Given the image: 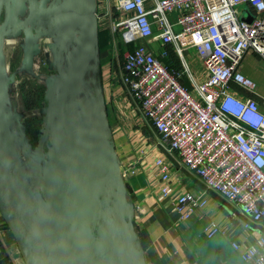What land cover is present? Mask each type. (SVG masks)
Segmentation results:
<instances>
[{
	"label": "built area",
	"instance_id": "1",
	"mask_svg": "<svg viewBox=\"0 0 264 264\" xmlns=\"http://www.w3.org/2000/svg\"><path fill=\"white\" fill-rule=\"evenodd\" d=\"M98 3L104 15L108 9L117 12L112 29L125 45L132 44L124 53L122 79L162 144L208 190L237 205L249 221H262L264 93L243 66L250 52L264 60V0H97V8ZM247 10L250 20L242 18ZM180 33L193 38L206 71L201 81L185 63L178 70L163 60L174 45L186 62ZM156 41L159 51L153 46ZM184 74L191 78V88L181 81ZM156 167L164 199L175 189L172 165L158 158ZM207 202L190 189L175 199L181 219ZM205 231L213 237L221 227L211 221ZM233 246L240 250L237 242ZM240 252L247 264H264V235ZM10 256L13 264H27L19 247Z\"/></svg>",
	"mask_w": 264,
	"mask_h": 264
},
{
	"label": "crops",
	"instance_id": "2",
	"mask_svg": "<svg viewBox=\"0 0 264 264\" xmlns=\"http://www.w3.org/2000/svg\"><path fill=\"white\" fill-rule=\"evenodd\" d=\"M97 12L99 58L84 73L81 92L85 100L80 119L64 110L66 127L63 135L74 146L83 128L89 138L98 137L101 130L107 131L136 210L135 237L131 247L138 253L139 260H144L145 264L247 263L240 250L255 244L257 238L264 235V219L258 223L249 221L237 205L208 190L200 177L182 164L178 154L162 144L160 134L143 116L139 102L129 93L122 79L127 48L122 50L119 42L114 43L118 34L113 31L112 23L118 16L110 9L104 15L106 11L101 3H98ZM184 35L180 33L179 41L186 47V62L182 61L174 45L170 46L168 61L167 58L163 60L170 68L178 70H182L185 63L195 79L201 81L206 77L205 67L193 48V38ZM153 46L159 51L160 42H154ZM257 65L262 67L261 75L254 69ZM243 70L259 83L260 91L264 93V60L250 52L245 57ZM181 81L192 87L187 74ZM261 107L264 111V106ZM83 122H86L84 127L81 126ZM158 158L172 165L171 180L175 189L164 199H160L159 194ZM184 189L202 193L208 202L189 218L181 219L175 199ZM211 221L221 227L220 236L214 239L205 231ZM246 223L250 224L249 227H245ZM234 242L240 244V250L233 246ZM16 247V238L0 207V262L13 264L10 254Z\"/></svg>",
	"mask_w": 264,
	"mask_h": 264
},
{
	"label": "water",
	"instance_id": "3",
	"mask_svg": "<svg viewBox=\"0 0 264 264\" xmlns=\"http://www.w3.org/2000/svg\"><path fill=\"white\" fill-rule=\"evenodd\" d=\"M248 10L242 18L250 20ZM36 11L54 39L75 31L82 39L79 60L72 66L61 92L57 97L45 96L49 110L44 139L48 145L45 148L43 143L38 163L42 192L46 195L52 185L67 199L74 234L82 237L90 258L104 264H145L131 247L136 210L107 131L89 138L83 128L74 146L63 135L64 110L80 119L85 100L80 96L84 73L99 58L97 0H50L37 5ZM61 21L68 24L65 30L60 29ZM6 62L0 48V207L27 264H73L60 238L41 216L40 198L16 155L6 120V98L13 78ZM85 125L83 122L81 126ZM77 225L80 228L74 227ZM220 234L219 231L212 238Z\"/></svg>",
	"mask_w": 264,
	"mask_h": 264
},
{
	"label": "rangeland",
	"instance_id": "4",
	"mask_svg": "<svg viewBox=\"0 0 264 264\" xmlns=\"http://www.w3.org/2000/svg\"><path fill=\"white\" fill-rule=\"evenodd\" d=\"M48 2L50 0H0V48L11 50L6 65L9 76H13L6 98V120L18 161L22 163L27 178L40 198L41 216L46 221L54 217L48 203L51 199H59L62 204L67 230L60 240L68 253L69 261L72 260L73 264H104L102 260L90 258L81 242L82 237L78 234V238L74 234L72 211L68 207L67 199L61 197L52 185L48 186L46 195L42 192L38 163L43 143L45 148L48 145V140L44 138L49 104L45 98L39 105L37 96L42 93L44 96L48 94L57 97L82 51V39L78 34L76 39L69 41H57L52 37L42 15L36 11L37 5ZM111 11L115 12L114 9ZM115 36L114 43L119 42L122 50L132 47V44L125 45L119 34ZM110 39L113 40L111 36ZM181 41L184 40L181 38ZM58 54L63 56L62 60ZM116 57L121 61L120 57ZM165 60L168 61V58ZM254 69L258 75L263 73L261 65ZM24 80L29 82L27 81L28 85L26 84L23 93ZM41 86L44 88L42 91ZM82 95L83 93L80 96ZM70 98L71 94L66 100ZM76 228L80 227L77 225ZM68 239L81 248V255L69 247Z\"/></svg>",
	"mask_w": 264,
	"mask_h": 264
},
{
	"label": "bare ground",
	"instance_id": "5",
	"mask_svg": "<svg viewBox=\"0 0 264 264\" xmlns=\"http://www.w3.org/2000/svg\"><path fill=\"white\" fill-rule=\"evenodd\" d=\"M59 26H60L61 30H65L68 27V24L65 21H61ZM77 34H79V32L75 31V32H72L69 35L65 36L64 38H57L56 40L57 41H69L70 39H76ZM0 45H2V41L1 40H0ZM1 47H3V46H1ZM1 50L3 52L4 57L6 59H8L10 54H11V50L10 49H5V48H2ZM58 55L60 56L61 54H58ZM62 58H63V56L61 55V60H62ZM48 203H49V206H50L51 210L54 213V217L51 218L47 222L52 227V229L55 232V234L59 238H63L64 235L66 234L67 225H66V220H65V215H64V210H63L62 204H61L60 200L56 199V198L55 199H51L50 202H48ZM68 241H69V239H68ZM71 241L68 242L69 243V247L71 249H73L78 255H81V251L82 250L80 251V249L74 243H72ZM88 264H91V263H88Z\"/></svg>",
	"mask_w": 264,
	"mask_h": 264
},
{
	"label": "trees",
	"instance_id": "6",
	"mask_svg": "<svg viewBox=\"0 0 264 264\" xmlns=\"http://www.w3.org/2000/svg\"><path fill=\"white\" fill-rule=\"evenodd\" d=\"M29 82V80H24L23 82H22V90H23V93L25 92V86H26V84L28 85V82ZM42 90H44V88H43V86H41V88H40V91H42ZM43 94L41 93V95L40 96H37V102H38V104L40 105V104H42V100H45V96L43 95ZM24 96H26L25 94H24Z\"/></svg>",
	"mask_w": 264,
	"mask_h": 264
},
{
	"label": "flooded vegetation",
	"instance_id": "7",
	"mask_svg": "<svg viewBox=\"0 0 264 264\" xmlns=\"http://www.w3.org/2000/svg\"><path fill=\"white\" fill-rule=\"evenodd\" d=\"M51 173H52V171H50V175H51ZM75 228H76V226H74ZM78 236V235H77ZM78 238H79V236H78ZM81 240V239H80Z\"/></svg>",
	"mask_w": 264,
	"mask_h": 264
}]
</instances>
